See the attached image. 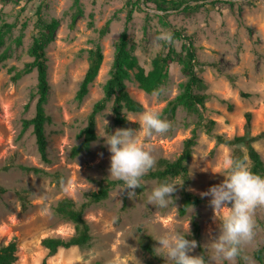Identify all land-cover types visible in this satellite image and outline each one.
<instances>
[{"label": "rangeland", "instance_id": "1", "mask_svg": "<svg viewBox=\"0 0 264 264\" xmlns=\"http://www.w3.org/2000/svg\"><path fill=\"white\" fill-rule=\"evenodd\" d=\"M197 3L202 5L186 12L181 8L163 11L141 3V8L133 7L127 31L129 46L146 71L152 58L167 50V42L158 39L161 32L172 35L179 30L190 36L196 53L195 69L201 78L196 89L208 95L206 108H200L201 115L183 107L163 113L187 79L181 62L175 60L168 66V77L152 93L139 87L131 71V77L125 80L126 90L141 103L142 110L123 108L122 112L130 128L137 130L139 142L151 150L155 159L152 169L159 158L175 159L184 139L196 127L186 188L201 195L224 180L218 172L223 169L225 155L239 159L240 154L249 168L251 165L246 146L236 149L218 141L217 135H243L247 112L251 113L249 133L256 135L264 130V0L191 2ZM39 5L45 20H59L53 38L45 44L50 84L45 102L49 162L40 156L32 126L22 129L23 119L35 113L36 97L32 93L37 89V71L14 77L32 59L29 47L37 30ZM78 6L81 11L71 26ZM130 7L127 0H0V24H14L0 46V185L6 189L0 194V242L17 243L18 264H34L45 256L47 249L41 245L44 237L69 238L74 234L73 222L55 212L57 201L71 198L80 204L100 181L112 179L111 153L100 135L122 128L114 123L113 98L96 114L97 138L90 149L76 156H71L70 150L80 141L78 133L86 125L94 103L104 96L103 86ZM173 45L184 53L188 39L176 37ZM97 46L103 55L99 71L86 95L79 99L76 91L89 65V51ZM158 90L160 94L154 95ZM145 110L158 112L161 119L170 122V130L144 137L134 121ZM209 120L214 121L210 128ZM253 146L264 161V138ZM21 165L41 167L46 173L26 171ZM162 183L176 184L172 201L164 208L148 203L152 190ZM122 188L123 183L115 186L106 199L85 209L92 234L89 243L60 248L48 257L51 264H158L156 257L140 246L144 235L150 234L153 239L166 233L183 234L188 229L186 238L197 242L190 255H201L199 246L208 257L212 254V239L219 234L220 221L214 217L210 196L201 195L203 202L180 215L179 176L162 180L143 176L141 187L131 197ZM254 220V236L240 249L243 264H260L254 255L257 249H262L264 257V207L255 210ZM194 221L200 226L198 236L193 231ZM153 243L157 246L154 239ZM236 260H217L215 264H236Z\"/></svg>", "mask_w": 264, "mask_h": 264}, {"label": "trees", "instance_id": "2", "mask_svg": "<svg viewBox=\"0 0 264 264\" xmlns=\"http://www.w3.org/2000/svg\"><path fill=\"white\" fill-rule=\"evenodd\" d=\"M192 1L198 0H127V3L131 6L127 15L125 27L121 31L117 44L116 51L112 61L110 69V75L104 83V96L96 101L92 107L91 112L88 115L86 125L78 133L80 141L73 145L70 150L71 156H76L81 152H86L90 149L91 143L97 138L96 132V114L103 109L105 102L113 98V112L114 123L122 128H130V122L128 118L123 114L122 109L126 108L130 111L142 110L140 102L131 97L126 90L125 80L131 77V71L133 72V78L138 83L139 87L148 93H152L156 90L168 77V66L171 62L179 60L181 62L182 71L187 75V79L181 82V90L178 94L170 99L163 109V113H174L178 107H183L188 112H196L201 115L200 108L205 109V101L208 97L207 94L198 91L196 88L199 85L201 78L198 76L195 69L196 53L193 41L190 36L183 35L181 31L174 30L172 33V42L167 43L166 52H159L151 61V68L145 70V68L139 63L136 55L133 53L129 46V36L127 31L128 21L132 18L133 7L141 8V3L149 6L153 4L158 10L167 11L170 9H182L183 11H192L202 5L197 3L192 5ZM80 6L77 7L76 12L72 15L70 25L73 26L77 15L80 13ZM37 19L35 26L37 28L36 33L33 36L32 43L29 47V54L32 59L24 64L21 72H18L14 77H19L21 73L29 72L32 69L37 71V89L32 96L36 97L35 113L31 118L23 119V128L32 126V132L35 136L37 149L43 161L49 162L50 158L47 152V134L45 131V123L49 120V116L45 110V102L47 100L48 90L50 88L48 80V55L45 50V44L51 40L54 36L55 30L59 25L57 18H52L49 21L45 20L41 14V5L36 10ZM14 26L12 23L3 22L0 24V46L4 43L5 35ZM176 37H184L188 39V45L184 53L178 52L174 45L173 39ZM20 41V38L19 40ZM89 65L83 76L78 90L76 91V97L81 99L88 92L89 85L97 75L103 55L100 47L97 46L94 49H90ZM243 95H247L243 93ZM231 106V105H230ZM251 113H246V125L245 133L243 135H237L232 138L224 137L223 135H217L218 141L225 142L227 144L236 146L244 145L248 149V155L251 159L250 170L257 175L264 176V161L260 153L255 149L253 143L264 138V130L256 135H251L250 131ZM214 123L213 120H209V127ZM199 124V123H198ZM197 132L196 127L193 129L191 136L187 137L183 141V148L178 156L171 160L166 158H159L157 167L151 169L146 175V178L168 179L173 177L182 178L181 189V204L178 208L180 215H184L187 209L192 205H198L203 202L204 198L187 190V185L190 181L189 176V160L192 156L193 147L196 144ZM239 159H243V156L239 154ZM26 171H33L35 173L44 172L41 167L21 165ZM7 168V167H6ZM123 181L106 178L104 181H100V184L96 190H92L86 194V199L80 204H77L71 198H63L54 205V210L57 214L62 216L66 220H70L74 224V234L69 238L63 237H44L41 240V245L47 249L45 256L37 263L34 264H51L48 260L50 255L56 253L60 248H68L71 246H82L88 244L91 240L92 234L90 232V225L84 217L85 209L96 202H100L109 196L110 191L117 185L122 184ZM6 189L0 185V194ZM199 223L194 221L193 231L198 236ZM140 246L145 251L151 253L156 257L158 264H168L163 258L154 253V243L150 234L144 235V238L140 241ZM18 245L12 240L8 243L0 242V264H18L19 254ZM200 254L203 255L206 260L208 258L202 246H199ZM256 259L260 264H264V257L262 249H257L254 252ZM236 264H243V257L240 250L239 255L236 257ZM102 264V263H99Z\"/></svg>", "mask_w": 264, "mask_h": 264}, {"label": "clouds", "instance_id": "3", "mask_svg": "<svg viewBox=\"0 0 264 264\" xmlns=\"http://www.w3.org/2000/svg\"><path fill=\"white\" fill-rule=\"evenodd\" d=\"M159 40L172 42L171 33L161 32ZM159 95L160 90L153 93ZM106 121V120H105ZM139 131L144 137L154 134H165L171 124L161 119L156 111L145 110L138 121ZM106 121V125H107ZM111 153L109 176L123 181L122 190L128 195L135 194L141 187V179L154 166L155 159L150 149L139 142L137 130L117 128L114 133L100 135ZM222 183L211 186L202 196H210V205L214 217L220 221L219 234L212 239V254L207 258L203 255H190L197 247L195 240L186 238L185 233H166L153 238L157 241L154 253L165 258L170 264H215L217 260L233 261L240 253L241 246L252 240L254 236V212L264 207V176L254 174L243 159L225 155ZM176 184L162 183L155 187L148 196V203L157 207H167L172 201ZM222 215H218L221 213ZM162 253V255H161Z\"/></svg>", "mask_w": 264, "mask_h": 264}]
</instances>
